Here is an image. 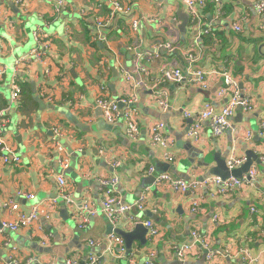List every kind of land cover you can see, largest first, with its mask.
Listing matches in <instances>:
<instances>
[{
  "label": "crops",
  "instance_id": "0c3cea01",
  "mask_svg": "<svg viewBox=\"0 0 264 264\" xmlns=\"http://www.w3.org/2000/svg\"><path fill=\"white\" fill-rule=\"evenodd\" d=\"M57 1L22 0L16 5L14 0H0V65L6 69L0 79V109L6 111L7 121L0 134V225L12 219L6 210L10 202L22 212L29 211L33 202L18 197L19 191L34 195L41 212L29 228L0 232V264H57L69 258L84 264L90 253L98 264H142L151 252H155L154 264H241L247 256L254 260L252 264H264V162L259 160L264 157V137L257 135L264 121V31L259 29L256 0H204L198 34L182 0H67L56 11ZM113 1L130 12L118 14L97 29L96 21L108 15ZM182 16L188 19L184 33L179 29ZM135 19L140 24L133 31L130 23ZM37 29L46 47L40 61L30 60L16 73L22 93L12 103L14 63L34 47ZM189 54L195 59L193 65L203 71L228 70L250 103L248 112L236 109L231 128L217 138L207 121L202 123L198 140L188 136L203 105L219 113L227 101V97L216 96L220 77L211 80L207 90L188 82ZM170 68L179 69L185 80L162 82V72ZM160 89L168 93L166 112L156 99ZM100 96L133 101L139 139L130 140L121 121L111 125L104 121L95 105ZM238 114L241 117L235 121ZM156 121L165 124L166 135L174 141L172 147L150 145L149 127ZM247 132L252 133L251 139ZM187 143L203 154L208 167L198 166L200 154L184 149ZM58 147L68 157L63 175L76 204L89 199L98 206L101 181L116 177L115 192L122 202L134 203L144 197L143 212L131 216L155 224L160 234L154 244L147 241L140 246L134 241L130 253L114 257L107 251V236L112 228L133 231L137 225L133 220L121 217L111 227L97 216L80 228L74 207L52 206L59 196L58 158L64 157ZM216 152L226 165L232 159H246L247 152L257 155L258 162L251 165L258 171L255 181L232 195L215 197L206 190L180 194L165 184L154 187L155 178L163 173L185 181L211 177L208 172L216 166L212 158ZM167 153L173 155L172 163L165 160ZM2 155H13L20 163L4 164ZM114 163L119 165L113 167ZM149 167L154 168L152 174L147 173ZM150 176L154 180L143 189L144 179ZM199 196L200 211L189 213L191 200ZM194 229L207 235L206 250L219 253L211 261L199 245L183 262L177 259L173 246L187 243Z\"/></svg>",
  "mask_w": 264,
  "mask_h": 264
},
{
  "label": "built area",
  "instance_id": "2783aa9c",
  "mask_svg": "<svg viewBox=\"0 0 264 264\" xmlns=\"http://www.w3.org/2000/svg\"><path fill=\"white\" fill-rule=\"evenodd\" d=\"M67 0H58L55 3V10L59 11L62 9ZM186 6L188 16L190 18L191 26L193 27L196 34L199 33L200 26L202 23V9L205 7L204 0H182ZM16 5H21L22 0H14ZM111 10L104 19H98L96 21V28L101 29L106 27L118 14L129 13V8L122 6L118 2L110 3ZM255 11L260 19L259 29L264 31V0H256ZM217 14H221L220 8L217 10ZM152 20V19H149ZM156 25H160L156 21H152ZM140 22L138 19L133 20L130 23L131 29L136 31ZM235 31H239L238 26H234ZM42 31L38 30L33 33V38L35 45L31 48L29 53L20 59H17L14 63L13 69V79L10 86V101L12 103L17 102L21 96V88L17 82L16 73L21 68L24 63H28L30 60L40 61L42 57L41 50L46 47L42 42ZM170 49V46H166ZM2 48L0 41V49ZM187 59L190 60L189 66L186 70L187 80L193 86H197L202 90H207L210 85V81L216 77L222 79V85L216 93V96L220 99L227 97L225 105L222 107L219 113L214 112L212 107L209 104L203 105L201 111L198 114L197 120L195 123L189 126L188 136H191L192 139L198 140L201 131L202 123L207 121L210 125L211 134L214 137H219L223 132L231 128V121L234 117L237 107H241L243 111H250V103L246 97H242L239 89V84L235 80L228 70H222L221 72L217 71H203L200 68H197L193 65L195 59L189 54ZM139 69V68H137ZM6 75V69L0 65V79ZM126 79H131V76L125 75ZM185 75L177 68L175 69H166L162 72L160 80L162 82L168 83H181L185 80ZM161 92L157 93V102L159 104L162 112H166L169 109L167 91L165 89H160ZM131 100H116L109 101L104 96H100L96 99L95 105L100 109L104 121L108 124H115L116 122H122L125 125V134L132 140L136 141L140 136V127L138 124V111L134 109L131 104ZM120 105L122 107H120ZM5 110L0 109V134L1 129L4 128L6 124L5 119ZM184 117H189L188 113H184ZM55 136H59V132L54 130ZM149 143L152 146L161 147L162 149H168L173 146V139L166 135L165 133V124L162 121H156L152 123L149 127ZM257 135L259 137H264V121L259 125ZM247 139H251L252 133L247 132ZM2 145V140L0 139V147ZM58 153L64 154L62 147H58ZM165 160L168 163H172L174 157L171 153L165 154ZM261 162H264V157L259 159ZM2 161L4 164H13L18 165L20 163L19 158L11 155H2ZM246 162V159H232L228 161L227 167L229 170H234L238 166H241ZM58 164L61 173L57 176V186L59 190V196L57 200H53V207H57L59 203L61 205L67 206L69 208L74 207L75 212L73 213L74 219L79 223L80 228L87 225L92 218L97 216H102L106 222L114 227L118 220L121 217H126L128 220H133L136 224H143L147 229V241L154 244V241L159 237V229L151 221L140 222L135 221L134 217L131 216V213L136 212L141 213L144 210V197H140L139 200L134 203H124L117 196L115 192V187L117 186L118 179L113 177L109 180L101 181L102 186V198L98 206L94 205L89 199L82 200L79 204L73 200L72 195L67 190V183L63 175L68 167V157L64 154L58 158ZM119 164L114 163L113 167H117ZM154 172L153 167H149L147 170L148 174ZM258 174L257 168L255 166L251 167L247 174H244L241 178L228 177L226 179H221L217 176H211L203 178L202 180L190 179H175L167 173H163L157 176L154 180V187H157L160 184H165L173 193L186 194L188 192L197 194L199 191H208L211 197L218 196H229L235 193L238 190H241L246 185H251ZM213 187L215 191L212 192ZM18 197L24 198L28 201H32V205L28 212H22L19 210L18 205L11 203L7 205V212L12 215V219L5 220L1 223L0 232L8 231L11 233H17L20 230L29 228L35 225L39 217L41 216L40 212V203L34 202V195L25 193L24 191H19L17 193ZM200 201L201 197H195L191 200L189 207V213L197 214L200 211ZM251 213L255 212L254 208L250 209ZM217 217L213 218V222H216ZM107 251L114 255V257H124L126 254V248L124 245V240L118 235L111 233L107 236ZM90 246L94 245V242H89ZM201 246L205 250L208 249L209 243L207 240V235L198 229H194L190 232V239L187 243L177 244L173 246V251L177 259L183 262L187 256L197 247ZM117 249L114 252V249ZM206 258L208 261H211L214 256L219 255L218 252L206 250ZM149 259L145 260L142 264H154L155 252H151ZM253 259L248 256L242 259L241 264H252ZM62 264H77L75 259L69 258L65 259ZM84 264H98V259L90 253L87 256L86 262Z\"/></svg>",
  "mask_w": 264,
  "mask_h": 264
},
{
  "label": "water",
  "instance_id": "95a60500",
  "mask_svg": "<svg viewBox=\"0 0 264 264\" xmlns=\"http://www.w3.org/2000/svg\"><path fill=\"white\" fill-rule=\"evenodd\" d=\"M9 6L12 7V9L16 10V12H17V8H15V6L13 4H10ZM182 17H183V19L181 20L182 24L179 26V29L181 32L184 33L188 19H187V17H184V16H182ZM240 89H242V87H240ZM120 107H122V106L120 105ZM237 111H238V113H240L241 107H238ZM240 117H241L240 114H238L235 117V121L239 120ZM187 122H191V121L188 120ZM183 148L184 149L187 148L189 150H192V151L200 154V162L198 163V166H203L205 168L208 167V164L204 162V158L202 157L203 154L199 150L195 149L190 143H187ZM246 157H247L246 162L244 164H242V166L239 169L229 170L227 168L225 158L216 152V153H214V155H212L213 161L215 162L216 166L209 169L208 173L211 176H217V177H220L221 179H226L230 176L235 177V178H241L244 174L248 173L253 161H257V155H255L254 153L247 152ZM202 179L203 178H201L200 180H202ZM153 180H154L153 176H150L149 178L144 179L143 185L141 187L143 189L144 188L146 189L151 184V182ZM63 211L64 210L62 209V212ZM64 213H65V211H64ZM111 233L118 235L119 237H121L124 240V245H125V248L127 250L126 255L132 251V245H133L134 241L139 242L140 246H145L147 243V229L143 226V224L135 225L133 231H131V232H124V231L119 230V229L114 230L112 228ZM65 252L67 253L68 250H65ZM60 261L61 260H59L57 264H62V262H60ZM34 264H37V263L35 262Z\"/></svg>",
  "mask_w": 264,
  "mask_h": 264
},
{
  "label": "rangeland",
  "instance_id": "374dc122",
  "mask_svg": "<svg viewBox=\"0 0 264 264\" xmlns=\"http://www.w3.org/2000/svg\"><path fill=\"white\" fill-rule=\"evenodd\" d=\"M80 82H81V80L79 79V80H78V83H80Z\"/></svg>",
  "mask_w": 264,
  "mask_h": 264
}]
</instances>
